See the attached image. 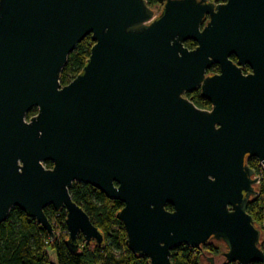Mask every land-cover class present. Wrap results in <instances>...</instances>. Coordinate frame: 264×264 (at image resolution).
I'll return each instance as SVG.
<instances>
[{
    "label": "water",
    "instance_id": "water-1",
    "mask_svg": "<svg viewBox=\"0 0 264 264\" xmlns=\"http://www.w3.org/2000/svg\"><path fill=\"white\" fill-rule=\"evenodd\" d=\"M158 3L156 16L146 0H0V223L18 208L54 239L52 206L71 253L80 238L101 247L70 194L82 182L123 203L126 244L149 264L212 241L228 250L204 264H264L247 213V160L264 163V0ZM87 36L89 60L62 86ZM197 89L211 110L185 97Z\"/></svg>",
    "mask_w": 264,
    "mask_h": 264
},
{
    "label": "trees",
    "instance_id": "trees-1",
    "mask_svg": "<svg viewBox=\"0 0 264 264\" xmlns=\"http://www.w3.org/2000/svg\"><path fill=\"white\" fill-rule=\"evenodd\" d=\"M146 1L153 10L156 6H160L158 0ZM209 1L215 4L226 2V0ZM93 44L91 36H87L70 54L60 76L62 86L68 85L82 73L90 58ZM185 46L192 50L196 47V43L187 41ZM231 59L236 62L234 56ZM219 71L218 65H212L208 74ZM246 71H249L248 67L244 70ZM186 98L200 109L210 110L212 107L210 102L202 97L200 89L186 93ZM36 113V109L30 110L27 118H31ZM257 163L256 158L247 160V165L252 169L257 168ZM44 165L48 169L53 167L50 161L45 162ZM70 194L73 201L87 213L91 222L102 232L104 244L101 247L87 245L80 238L79 252L71 253L65 244L68 231L65 235L61 233L58 235V229L67 230L65 210L56 211L52 206L44 210L55 231V238L52 239L34 219L27 217L20 209L13 208L8 219L0 223V264H149L146 257L132 253L126 244L125 228L116 218L117 213L124 206L122 202L109 199L101 191L82 182L73 183ZM167 209L172 210V207L168 205ZM247 213L252 217L255 226L261 229L260 247L264 251V188L261 197L251 198L247 205ZM205 252L213 256L219 254L215 246H212V249L197 250L183 245L172 250L171 260L173 264H201L202 254ZM52 256L55 257V263L51 260Z\"/></svg>",
    "mask_w": 264,
    "mask_h": 264
},
{
    "label": "built area",
    "instance_id": "built-area-1",
    "mask_svg": "<svg viewBox=\"0 0 264 264\" xmlns=\"http://www.w3.org/2000/svg\"><path fill=\"white\" fill-rule=\"evenodd\" d=\"M218 4H223V3H218ZM253 172L257 182V187L255 189V195L252 196V198H257V197H261L262 189L264 188V163L258 160L257 168L253 169ZM60 233L67 234V230L62 231L58 229V235H60Z\"/></svg>",
    "mask_w": 264,
    "mask_h": 264
},
{
    "label": "rangeland",
    "instance_id": "rangeland-1",
    "mask_svg": "<svg viewBox=\"0 0 264 264\" xmlns=\"http://www.w3.org/2000/svg\"><path fill=\"white\" fill-rule=\"evenodd\" d=\"M161 11H162V5H158V6H156L155 8H154V12H155V15L156 16H158V15H160V13H161ZM260 229V228H259ZM261 230V229H260ZM64 234V233H63ZM65 235V234H64ZM68 235V234H67ZM215 243L213 244V246H215V247H218L219 249L221 248V251H224V252H226L228 249H227V247L225 246V245H223L224 243H222V242H217V241H214ZM222 243V244H221ZM206 252H208V251H206ZM210 254V253H209ZM221 253H219L218 255H215V257H217V256H219ZM212 255V254H211ZM51 260H52V262H54L55 263V257L54 256H52V258H51ZM201 264H204V261H203V254H202V258H201Z\"/></svg>",
    "mask_w": 264,
    "mask_h": 264
},
{
    "label": "flooded vegetation",
    "instance_id": "flooded-vegetation-1",
    "mask_svg": "<svg viewBox=\"0 0 264 264\" xmlns=\"http://www.w3.org/2000/svg\"><path fill=\"white\" fill-rule=\"evenodd\" d=\"M247 67H245L244 69H243V73L244 74H248L249 72H250V69H249V71H246V72H244V70L246 69ZM219 73V72H218ZM218 73H214V74H218ZM193 93V92H192ZM185 97H186V95H185ZM211 110V109H210ZM258 160V159H257ZM252 169V168H251ZM253 170V169H252ZM215 242L214 241H212L211 243H209L208 245H206V246H204V248H210V249H212V246H213V244H214ZM222 244V243H221ZM224 245V244H223ZM217 249H218V251H219V253H224V251H221V248L219 249L218 247H217Z\"/></svg>",
    "mask_w": 264,
    "mask_h": 264
},
{
    "label": "bare ground",
    "instance_id": "bare-ground-1",
    "mask_svg": "<svg viewBox=\"0 0 264 264\" xmlns=\"http://www.w3.org/2000/svg\"><path fill=\"white\" fill-rule=\"evenodd\" d=\"M53 225V224H52ZM68 231V230H67ZM55 232V231H54ZM204 249V248H203Z\"/></svg>",
    "mask_w": 264,
    "mask_h": 264
}]
</instances>
